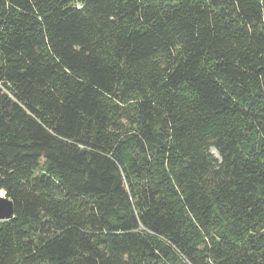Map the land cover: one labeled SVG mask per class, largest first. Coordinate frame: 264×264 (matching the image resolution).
Returning a JSON list of instances; mask_svg holds the SVG:
<instances>
[{
  "label": "trees",
  "instance_id": "obj_1",
  "mask_svg": "<svg viewBox=\"0 0 264 264\" xmlns=\"http://www.w3.org/2000/svg\"><path fill=\"white\" fill-rule=\"evenodd\" d=\"M0 189V264H264V0H0Z\"/></svg>",
  "mask_w": 264,
  "mask_h": 264
},
{
  "label": "water",
  "instance_id": "obj_2",
  "mask_svg": "<svg viewBox=\"0 0 264 264\" xmlns=\"http://www.w3.org/2000/svg\"><path fill=\"white\" fill-rule=\"evenodd\" d=\"M13 205L9 198L0 196V220H7L13 217Z\"/></svg>",
  "mask_w": 264,
  "mask_h": 264
},
{
  "label": "built area",
  "instance_id": "obj_3",
  "mask_svg": "<svg viewBox=\"0 0 264 264\" xmlns=\"http://www.w3.org/2000/svg\"><path fill=\"white\" fill-rule=\"evenodd\" d=\"M5 195H6L5 190L0 189V196H1V197H6Z\"/></svg>",
  "mask_w": 264,
  "mask_h": 264
},
{
  "label": "rangeland",
  "instance_id": "obj_4",
  "mask_svg": "<svg viewBox=\"0 0 264 264\" xmlns=\"http://www.w3.org/2000/svg\"><path fill=\"white\" fill-rule=\"evenodd\" d=\"M212 151H213V153H214L216 156H218V154H217V152H216L215 149H212Z\"/></svg>",
  "mask_w": 264,
  "mask_h": 264
}]
</instances>
